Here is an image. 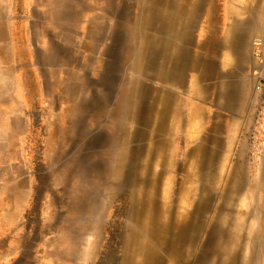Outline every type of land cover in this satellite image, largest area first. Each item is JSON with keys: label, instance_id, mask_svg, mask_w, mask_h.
<instances>
[{"label": "rangeland", "instance_id": "1", "mask_svg": "<svg viewBox=\"0 0 264 264\" xmlns=\"http://www.w3.org/2000/svg\"><path fill=\"white\" fill-rule=\"evenodd\" d=\"M164 7L179 14L188 6L166 0ZM153 15L154 6L145 0H0V67L12 54L28 90L30 115L23 151L9 148L21 118L0 119V126L8 127L0 133V264H112L111 259L121 255L134 186L118 185L121 167L116 159L119 154L130 169L138 117L134 95L138 80H147L155 63L154 59L148 63L140 53L146 51L149 58L156 45L163 44L160 21ZM249 52L260 64V73L253 125L242 134L248 161L242 176L256 184L259 168H264V58L253 57L250 44ZM8 91L7 83L0 81V104ZM141 91L146 93V87L141 86ZM47 114L53 117L46 121ZM123 128L128 129L125 144ZM239 150L233 155L235 163ZM236 165L224 177L232 175ZM21 173L31 184L24 206L12 194L22 188L23 180L15 179ZM160 183L156 180L157 188ZM196 188L193 184V203L198 200ZM260 188L263 196L264 177ZM253 195L247 190L240 206L230 195L232 211L238 207L248 211ZM218 196L219 187L212 190L211 205L218 203ZM262 203L264 208V197ZM231 217L238 234L231 240L241 242L238 264L248 255L252 264L256 259L264 264V212L259 224L254 215L247 219L246 231L240 228L246 216L239 212ZM248 235L254 241L252 248ZM234 257L224 255V264Z\"/></svg>", "mask_w": 264, "mask_h": 264}, {"label": "crops", "instance_id": "2", "mask_svg": "<svg viewBox=\"0 0 264 264\" xmlns=\"http://www.w3.org/2000/svg\"><path fill=\"white\" fill-rule=\"evenodd\" d=\"M185 5L194 7L193 11L182 15L177 29L163 32V57L159 59L153 52L150 62L154 59L156 71L150 67L147 80H138L134 95L138 107L147 108V115L134 125L128 162L139 165L148 161L153 166L159 161L163 166L161 185L166 179L184 180L185 166L192 158L196 164L201 161L210 166L213 181L224 179L233 164L242 175L248 164L242 134L254 121V89L260 72L250 56L249 44L255 37L264 39V0H185ZM7 59V65L0 67V81L7 83L10 92L3 95L8 97L0 104V119L21 118L19 131L10 136L13 143L9 148L23 151L30 126L28 90L16 72L13 55ZM141 86L146 87V93ZM51 117L47 114L44 119ZM7 129L5 124L0 126V133ZM237 147L240 153L235 163ZM139 148L145 150L144 156L134 152ZM167 164L172 170L165 167ZM21 175L26 174L15 179L23 180L22 188L12 194L24 206L31 184ZM204 180L210 188L216 186L209 176ZM194 181L197 177L190 182V191ZM181 189L176 187L179 194ZM255 261L257 264L258 259Z\"/></svg>", "mask_w": 264, "mask_h": 264}, {"label": "bare ground", "instance_id": "3", "mask_svg": "<svg viewBox=\"0 0 264 264\" xmlns=\"http://www.w3.org/2000/svg\"><path fill=\"white\" fill-rule=\"evenodd\" d=\"M165 1L145 0L146 4L149 2V4L152 3L154 6L155 15H153V19L160 21L158 27L163 32L165 30L169 32L174 28L177 29L178 25L176 24H179V19H181L182 15L191 13L193 9L184 8L179 14L170 8L164 7L163 10L162 6ZM177 1L179 4H185V0ZM148 12L149 8L147 9ZM148 15L152 19V14L148 13ZM262 40L264 41V39ZM162 42V46L156 45V48L153 50L159 59L164 54L163 47L165 43L163 40ZM140 54L141 57L144 55L148 63L151 56L153 57V54H150L151 56L149 55L150 57L148 58L146 51ZM152 68L155 72L156 68L154 66ZM156 75L158 76L159 73ZM144 106L143 110H141V107H138V114L136 115L138 116V122H141L142 118H145L147 115V108ZM127 136L128 129L123 128L121 138L124 144L127 141ZM162 145L159 147L162 148ZM122 150L124 149L122 148ZM131 152L132 149H130L129 154ZM134 152L138 156H144L145 150L143 152V148H139L135 149ZM116 161L121 167L118 185L122 189L129 187V185L131 187L134 186L135 191H132L134 205L131 207L128 220L129 225L127 227L124 226L122 229L124 241L122 243L121 255L115 259L112 258L110 263L224 264L222 257L229 254L230 257L231 255H235L229 263L238 264L236 253L240 251V247L237 244L241 242L236 244L231 240L233 236L237 239L238 234L233 230L235 221L232 223V219H230L232 215L230 211L235 203H233V198L230 195L236 194L237 175L235 173L237 174V171L234 172L235 169L232 171V175L230 174L229 176L227 174L224 179L213 181L215 175L212 173L210 175L209 171H212L210 166H205L201 161L199 162L200 164H196V159L192 158L187 161V165L185 166L183 173L186 178L184 177V180L171 182V180L166 179L157 188L156 180L162 178L161 174L163 171V166L159 164V161L153 166L148 161H144L139 165H132L131 162H128V165L131 166L130 169L126 165L127 161L119 157V154ZM165 167L172 170L171 164H167ZM204 171H207L206 174H204ZM116 173H118V168L116 169ZM206 176H209L210 182L214 183L215 187L210 188L204 184V177L206 178ZM194 177H197V181H194V184L197 185L196 196L198 197L195 203L192 201V191H190V182ZM115 185L117 186V182H115ZM160 185L162 187L161 192ZM177 186L182 188V193L179 194V191L176 190ZM218 187V203L211 205L212 190ZM158 199L162 200V204ZM191 207L193 211L190 210ZM245 225V227H249V223H245ZM242 227L243 224L240 228ZM248 237L249 245L252 248L254 241L252 240V236L248 235ZM229 244L233 246H231L230 253L227 251ZM249 257L250 255L243 259L241 264H252L250 260L253 259H249Z\"/></svg>", "mask_w": 264, "mask_h": 264}, {"label": "flooded vegetation", "instance_id": "4", "mask_svg": "<svg viewBox=\"0 0 264 264\" xmlns=\"http://www.w3.org/2000/svg\"><path fill=\"white\" fill-rule=\"evenodd\" d=\"M233 169H235V171H237L236 168H233ZM263 177H264V168L263 167H261V171L259 172V179H258V182L256 184H255V182L253 183L252 181H250L248 175H246L244 178L241 174L236 176V194H234L235 198H236V202H235L236 204H238L240 206L239 202L241 201L242 196L244 195V193L247 190H253V193H254L252 201H251V205H250V208L248 211H246L244 213V211L240 210L238 207V208H236V211L233 212L234 217L237 215V213L239 214V212H241L242 216H246L244 223L248 224L249 221L252 219V215H254L256 217V221L258 224L261 221V217H262L263 212H264L263 203H262L264 195L262 196L260 193V189H261L260 187L262 184ZM262 193H264V191ZM247 219L249 221H247ZM245 226L246 225L243 224V230L246 231L248 226L247 227H245ZM244 238H245V236L243 235L242 239H241L242 242L244 241ZM256 254L257 253L254 252V256H257Z\"/></svg>", "mask_w": 264, "mask_h": 264}, {"label": "built area", "instance_id": "5", "mask_svg": "<svg viewBox=\"0 0 264 264\" xmlns=\"http://www.w3.org/2000/svg\"><path fill=\"white\" fill-rule=\"evenodd\" d=\"M250 51L253 57L260 61L264 58V41L260 37H255L250 42Z\"/></svg>", "mask_w": 264, "mask_h": 264}]
</instances>
